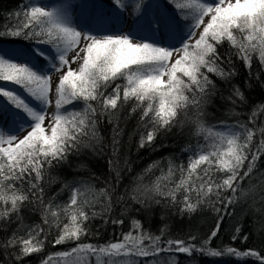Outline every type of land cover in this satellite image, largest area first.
<instances>
[{"label":"snow or ice","instance_id":"1","mask_svg":"<svg viewBox=\"0 0 264 264\" xmlns=\"http://www.w3.org/2000/svg\"><path fill=\"white\" fill-rule=\"evenodd\" d=\"M109 2L111 11L99 2L81 3L83 20L74 21L72 0H63L50 8L41 6L38 0H29L21 6L23 11L10 13L8 23L0 26V42L20 39L37 45L13 55L0 52V81L11 82L26 93L21 96L15 90L0 87V96L5 98V105L0 106V204L10 203L9 208L0 212V217L14 213L21 220L22 206L38 205L44 223L49 227L55 224L59 229L53 246L80 241L87 235L85 223L100 213L92 212L90 216L86 207L99 203L107 215L112 210L116 188L109 183L90 201L86 193L92 189L87 182L65 184L71 194L68 202L60 205L44 202L40 182L50 168L68 163L69 156L84 148H92L93 141L98 144L100 119L107 116L113 122L116 113L130 101L133 102L130 114L139 110L145 128L140 136V148L151 146L160 132L182 123L181 117H187L189 111H193L195 123L200 125L197 132H206V140L211 142L197 145L187 168L179 167L181 176L175 187H161V181L170 180L177 170L169 161L167 173L162 170L151 186L143 184V177H138L137 186L131 192L126 189L116 198L117 203L127 197L147 207L152 202H161L153 199L155 194L170 205L181 204V213H192L200 204L211 203L213 196L219 200L222 191L230 190L232 195L225 203L227 209L236 202L241 181L250 176L264 155V127L257 129L261 138L253 151L250 146L256 133L245 124L221 121L213 128L223 131L214 132L200 123L205 104L216 92L209 73L224 80L235 75L234 69L221 67L224 60L217 52L219 45L229 42L236 49L234 54L249 69L253 53H258L264 64V0ZM126 18L132 21L128 31H124ZM17 57L23 62H18ZM228 63L231 64L230 57ZM72 64L78 67L73 69ZM52 73L58 74L54 90ZM120 80L122 84L116 83ZM233 95L244 99L236 86ZM227 99L235 103L232 96ZM77 101L83 102L81 110L67 107ZM257 111L264 112V105H258L252 117ZM252 122L250 118L249 123ZM121 131L118 126L113 127L114 154L118 152L117 137ZM246 160L247 168L240 175ZM113 163L109 160L118 185L120 172L113 168ZM213 166L224 173L219 181L213 179ZM181 191L183 198L177 201L176 194ZM193 192L195 203L191 199ZM62 216L68 218V223H63ZM222 220L223 216L208 238L199 241L195 235L162 241L163 230L161 236L150 235L140 221L133 220L131 229L122 232L116 241L77 243L67 251L49 254L41 264H54L57 259L62 264H179V254L191 256L193 252L213 257H255L259 264H264V255L258 250L209 247L220 231ZM104 222L107 224L108 220ZM112 223L122 225L123 220L113 219ZM21 231L27 238L19 235ZM43 232L40 225L25 226L21 222L20 228L0 247L6 251L19 247V255L11 254L19 262L42 251L47 239L46 234L44 239L40 238ZM239 233L238 227L232 239L236 240Z\"/></svg>","mask_w":264,"mask_h":264},{"label":"trees","instance_id":"2","mask_svg":"<svg viewBox=\"0 0 264 264\" xmlns=\"http://www.w3.org/2000/svg\"><path fill=\"white\" fill-rule=\"evenodd\" d=\"M55 1L57 0H49V2ZM103 1L110 3L109 0ZM28 2L29 0H0V26L8 23L7 18L10 13L23 11L21 6ZM13 22L15 21L13 20ZM15 43L23 44L28 49L35 45L31 41L20 39L4 40L0 42V45ZM235 51L236 49L227 41L217 47V52L224 60L221 67H224L225 70L234 69L235 75L224 80L209 73V78L216 85V92L205 104L200 123L204 128H212L214 132L223 131L220 128H213L221 121L227 124L237 122L245 124L256 133L250 146L255 151L254 145L261 138L257 129L264 127V112L257 111L255 117H252V113L258 105H264V64L261 63L258 53H253L249 69L242 59L237 58L234 54ZM229 57L231 64L228 63ZM1 83L2 81H0ZM116 83L122 84L123 81H116ZM234 86L242 92L243 100L233 95ZM108 91L111 89L109 88ZM229 96H232L235 103L227 99ZM0 99L3 102L1 106H4L5 98L0 96ZM91 103L93 107H97L95 102ZM132 104V101L125 104L116 113L113 122H109L107 116L100 119L98 123L99 143L93 141L92 148H84L78 154L69 156L68 163L50 168L40 182L44 189V202L52 201L53 204L68 202L71 192L69 188L64 187L65 184L73 185L77 181H84L100 190L108 187L110 183L116 188L111 212L105 215L100 206L94 211L100 215L92 217L85 223L87 235L82 236L80 241H67L64 244L53 246L59 229L55 224L49 227V224L44 223L38 205L26 204L20 210L21 220H17L14 213L0 217V245L20 228L22 222L25 226L40 225L44 229L40 236L41 239H44L45 234L47 235L43 249L38 253L23 257L18 262L11 254L19 255V247L9 248L7 251L4 247H0V264H41V260L49 254L67 251L75 247L77 243L105 244L109 241H116L122 232L127 233L131 229L133 220L140 221L143 229L150 235L161 236V230H163L162 241L167 238L175 239L187 235L197 236L198 241L205 240L216 227L221 216H223V220L220 223V231L210 241V248L220 249L227 246L241 251L254 249L261 251V254L264 255V155L257 161L256 169L250 176L241 181L240 188L236 192V202L229 204L227 209H225V203L227 198L232 195L230 190L222 191L219 200L213 196L211 203L200 204L192 213H181V204L170 205L166 199L155 194L153 199L161 202H152L147 207L141 206L127 197L120 203L116 202V198L126 189L131 192L137 186L138 177H143V184L151 186L156 178L161 176L162 170L167 173L169 161L177 166V170L170 180L161 181V187L169 189L175 187L181 176L179 167L187 168L189 157L194 155L197 145L203 146L211 142V139L206 140V132H197L200 125L195 123L196 116L193 111H189L187 117H181L182 123L177 124L170 131L160 132L151 146L145 145L140 148V136L145 128L140 121L139 110L130 114ZM67 107L79 111L84 105L83 102L77 101ZM250 118H252V123H249ZM114 126H118V129L122 130L117 137L118 152L115 154L112 149ZM248 155L250 159L251 154ZM109 160L114 161L113 168H117L120 172L118 185L115 172L109 167ZM247 163L246 160L244 168L240 170V175H243L246 170ZM150 165L153 167L146 173L145 170ZM213 172V179L217 181L224 176V173L215 170V166H213ZM29 198L31 199V196ZM182 198V191L177 192V201ZM191 199L193 203L196 202L195 192L192 193ZM9 207L10 203L8 205L0 204V212H4ZM89 207H86V211L91 216L93 211L88 209ZM63 218L65 217L62 216L61 219ZM105 219L108 220L107 224L104 222ZM113 219L123 220V224L114 225ZM65 221L63 223H68ZM238 227L240 233L237 239L233 240L232 237L236 234ZM133 234H136L135 231ZM19 235L25 236V233L21 231ZM244 236H247L248 239L244 240ZM25 238L27 237L25 236ZM177 260L179 264H259L255 257L236 258L230 255L213 257L195 252L191 256L179 254ZM60 263L62 261L58 259L54 261V264Z\"/></svg>","mask_w":264,"mask_h":264},{"label":"rangeland","instance_id":"3","mask_svg":"<svg viewBox=\"0 0 264 264\" xmlns=\"http://www.w3.org/2000/svg\"><path fill=\"white\" fill-rule=\"evenodd\" d=\"M38 2L41 4V6H48L50 8L51 6H54V5H60L63 2V0H57L55 2H49V0H38ZM72 2H73L74 7L72 8L71 11H72V16H73L74 21H77L78 19L83 20V17L80 16V12H81L80 5H81V3L92 4V3L99 2V3L103 4L107 10L111 11V9H112L111 3H107L106 1L102 2V0H99V1L98 0H72ZM125 2L127 3V0H125ZM127 11L130 13L132 11V9L129 7L127 9ZM186 11H188V10H186ZM131 27H132L131 19L126 18V22L124 25V31H128ZM2 46L3 45H0V52L7 53L9 55H13V54L18 53V52H27L29 50L25 45L20 44V43L8 44V45H5L3 47ZM36 46L37 45H34V47H36ZM40 47H47V46L40 45ZM69 57H71V53H69ZM17 60H18V62H23L22 58H20V57H17ZM71 66L73 69L78 67V65H76V64H72ZM57 83H58V74L52 73L53 90L55 89ZM0 87H4L7 90H15L21 96H26V93H24V91L19 86L15 85L11 82L2 81V83L0 84ZM28 99L31 100L30 97H28ZM1 103H3V102L0 99V106H1ZM52 111H54V107L49 109L50 113ZM45 123L47 124V119H46ZM230 124H236V123H230ZM89 186L92 190L90 192L86 193V196L90 201L95 200L97 198V193L99 192V188L96 189V188L92 187L91 185H89ZM60 205H63V204H60ZM100 206L101 205L99 203H95V204L91 205L88 209H91L94 212ZM64 220H66L65 222H68L67 217L62 219L63 222H64ZM60 264H62V263H60Z\"/></svg>","mask_w":264,"mask_h":264}]
</instances>
